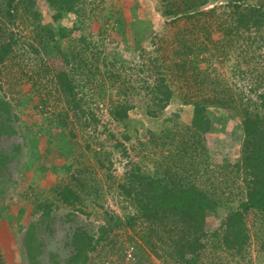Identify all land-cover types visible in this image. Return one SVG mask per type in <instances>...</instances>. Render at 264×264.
<instances>
[{"label":"rangeland","instance_id":"1","mask_svg":"<svg viewBox=\"0 0 264 264\" xmlns=\"http://www.w3.org/2000/svg\"><path fill=\"white\" fill-rule=\"evenodd\" d=\"M179 1L81 0L55 20L46 0H0V45L11 41L0 63V97L17 114L13 128L4 126L0 134V264H68L72 231L84 226L95 233L110 217L112 231L85 264H188L178 252L191 238L188 230L172 224L173 213L163 209L157 213L161 225L143 215L133 223L137 209L120 185L129 184L134 166L154 174L170 163L174 149L184 155L181 138L194 103L205 106L212 127L201 135L188 169L199 177L198 192L207 190L218 203L201 220L203 247L188 258L195 264H264L263 211L245 213L242 249L220 240L228 212L246 199L242 111H260L264 95V26L242 20L251 14L247 5L258 0ZM60 27L64 36L49 32ZM77 53L89 59L83 73L74 67L71 55ZM62 71L75 84L89 81L79 106L57 81ZM157 77L166 79L172 95L152 116L146 106ZM121 100L133 105L126 121L111 116ZM64 185L82 194L81 212L61 200ZM97 196L102 206L89 202ZM48 201L53 230L38 226L30 246L25 231ZM69 213L75 215L70 220Z\"/></svg>","mask_w":264,"mask_h":264},{"label":"trees","instance_id":"2","mask_svg":"<svg viewBox=\"0 0 264 264\" xmlns=\"http://www.w3.org/2000/svg\"><path fill=\"white\" fill-rule=\"evenodd\" d=\"M24 2L25 0H21ZM31 1V0H28ZM81 0H46L47 4L55 9L53 18L59 20L64 13L73 12L76 7L80 4ZM264 0H258V4L255 6L247 5L246 9H251V16L242 18L245 22H249L252 25L261 24L264 26ZM181 4L192 5L194 1L192 0H180ZM241 2V1H240ZM236 14H240V17H243L240 11H237L240 3H234ZM170 14H173V11H170ZM185 16V15H184ZM228 24L224 22L222 27H227ZM226 29V28H225ZM51 35H61L64 36L63 28H50ZM225 33V32H224ZM264 33V32H263ZM11 49V41L6 42L4 45H0V63L7 57ZM74 61L75 69H79L80 73L84 72V68L88 66L89 59L85 56L78 54L71 55ZM67 58V56L65 55ZM70 59H66V65L70 64ZM90 64V63H89ZM92 66V65H90ZM77 71V70H76ZM78 72V71H77ZM89 77V76H88ZM57 81L62 87L64 93L68 95L70 103H76L77 106L80 105L81 98H78L79 93L82 92V89L89 85V81H83L81 78L78 79V82L75 84L72 75L67 71H62L57 74ZM156 84L153 86L152 98L150 103L147 104L148 110L146 113L148 115L155 116L160 109H164L172 95V89L167 84L164 77H157ZM80 81L82 86H80ZM80 86L76 89L77 86ZM1 87V86H0ZM82 88V89H81ZM261 97V106L260 111L257 113L244 112L243 109V120L241 122L243 127L244 135V144L243 152L241 159L243 160V169L245 174L248 177L247 181V190H246V199L240 203L238 209H231L228 212V217L226 219V224L224 227V232L226 233L221 239L226 242L227 247L238 248L239 250L245 245L246 237L243 235L244 228V215L245 213L254 208L264 212V95ZM133 108V105L128 100H121L112 107L111 116L117 121H126L129 117V110ZM206 108L204 105L194 103L193 114L191 119V124L184 127V135L182 136L183 144L187 143L186 149L183 150L180 156V150L174 149V154L169 155V162H166V167L159 171L156 170L154 174L144 173L140 166H134L130 170L129 184L120 185L122 192L128 197L130 202L134 203V206L137 209L138 214L136 216H130V219L135 223L140 215H143L149 221L158 220L159 224L163 220L157 216V213L160 209L170 210L173 214L171 215L177 221H172L176 226H183L190 233V240H184L181 243L180 254L182 257H185V261L188 264H195L194 260L188 258L196 252H199L203 247V243L200 242L197 238L202 236V227L201 220L204 218L206 213L213 208L218 202V197H211L206 194L207 190L203 192H198L197 185H195V180L199 177L197 175H191V170L188 167L191 165V158L195 156L194 148L201 145V135L212 127L210 124L209 117L205 114ZM0 134L4 126L6 131L9 127L13 128L10 125L11 121L17 118V114L12 109L9 102L2 96L0 97ZM8 123H7V122ZM6 122V123H5ZM9 124V125H8ZM9 126V127H8ZM127 127V125H125ZM180 130H183L181 128ZM122 138L128 140L126 132H121ZM118 142H116L117 145ZM122 151H125L121 143ZM174 148H176L174 146ZM32 150L31 158L34 160L36 158V151L34 147L30 148ZM187 156V159L185 158ZM1 159V158H0ZM169 163V164H168ZM194 173V172H193ZM221 190V188L215 185ZM223 191V190H221ZM94 194L96 193L95 189L92 190ZM60 198L62 201L74 207V210L80 211L78 207L83 205L85 202L82 201L81 193L75 192L70 186L64 185L60 190ZM214 193L212 190L210 194ZM215 196H218V193H214ZM89 202H93L97 206H102V200L99 196L94 199H89ZM219 203H224V198L220 197ZM53 202L48 201V203H43L40 206V212L38 213L36 220L30 222L26 231H25V240L26 243L30 242V237L32 233L37 229L41 224L49 227L50 231L53 230V211L54 207L52 206ZM1 209V208H0ZM161 211V210H160ZM176 213V214H175ZM68 219L70 216L73 218L74 213H69ZM153 216V217H151ZM70 220V219H69ZM157 221V222H158ZM104 225H99L96 232H91L84 226H77L73 230L72 235H70L68 245L71 246L72 251L71 255L68 257V264H85L89 260V255L93 252L97 246L102 242L107 234L112 231L114 224L113 219L110 217ZM201 225V226H200ZM51 226V227H50ZM200 236V238H201ZM30 247H27V252H29Z\"/></svg>","mask_w":264,"mask_h":264}]
</instances>
